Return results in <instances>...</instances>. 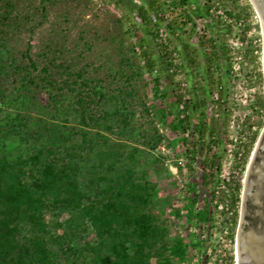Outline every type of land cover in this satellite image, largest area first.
<instances>
[{
	"label": "rangeland",
	"instance_id": "obj_1",
	"mask_svg": "<svg viewBox=\"0 0 264 264\" xmlns=\"http://www.w3.org/2000/svg\"><path fill=\"white\" fill-rule=\"evenodd\" d=\"M258 20L250 0H0V158L52 149L72 159L83 203L98 208L129 175L157 229L147 264L239 263L243 174L264 123ZM186 116L212 128L194 135L190 166V135L172 127ZM205 158L216 160L206 178ZM72 214L56 203L39 217V237L63 240L51 264H107L113 254L88 216ZM138 243L124 242L126 252L137 256Z\"/></svg>",
	"mask_w": 264,
	"mask_h": 264
},
{
	"label": "trees",
	"instance_id": "obj_2",
	"mask_svg": "<svg viewBox=\"0 0 264 264\" xmlns=\"http://www.w3.org/2000/svg\"><path fill=\"white\" fill-rule=\"evenodd\" d=\"M204 101V99L200 100L197 106L203 105ZM258 105L262 106L261 100L258 101ZM172 127L182 133L188 131L190 135L192 150H186L187 165L190 166L196 158V147L199 143L193 140L194 135L199 141H203L204 134L212 133V128L202 120L191 123L187 116L178 118ZM204 146L209 149L207 142L200 146V150ZM108 152L105 155H109ZM52 153V149H49L46 155L27 157L20 162L0 158V264H51L55 257L50 249L51 245L53 242L59 245L63 243V240L60 239L61 236L54 238V235L50 236L49 240H44L35 231L44 225V222L39 220L40 215L42 216L44 210L52 208L56 203H59L67 212H74L72 219L88 216L87 219L95 227L99 236L98 247L107 245L113 254V258L109 257V254L103 262L147 264L148 255L144 249L150 246V237L157 233V229L155 224L151 223L152 215L142 211V204L146 203L148 198L140 193L141 184L130 182L127 179L129 175H125L114 194L111 193L112 200H108L109 202L101 208L94 204H84L85 195L77 189L78 169L75 162L72 159L58 158ZM27 163H31L32 169L26 174L24 167ZM201 163L205 171L204 177L212 176L211 169L216 160L205 158L201 160ZM128 171L129 168H127ZM127 185L134 188L130 194L125 191ZM240 185L238 178L231 190V212L234 222L238 214L236 202L239 200ZM110 188H113L112 184L109 190ZM130 199L133 205L127 204ZM113 207L117 208V212L112 210ZM27 222L31 223L30 235L18 236V232ZM103 232H106V238L103 237ZM133 238L140 240L138 243L140 253L137 256L129 255L124 246V242L132 241ZM172 252L177 255L182 254V250L177 246Z\"/></svg>",
	"mask_w": 264,
	"mask_h": 264
},
{
	"label": "water",
	"instance_id": "obj_3",
	"mask_svg": "<svg viewBox=\"0 0 264 264\" xmlns=\"http://www.w3.org/2000/svg\"><path fill=\"white\" fill-rule=\"evenodd\" d=\"M258 12L261 20V27L264 35V0H250ZM259 147L264 148L263 137L259 142ZM258 188L251 192L252 185ZM260 187V188H259ZM253 196L255 201L264 195V150L257 151L252 158L245 175V185L243 192V205L248 196ZM242 192L240 201L239 224L236 230V249L238 252L239 264H264V221L258 230L244 231L242 224ZM264 220V215H263Z\"/></svg>",
	"mask_w": 264,
	"mask_h": 264
},
{
	"label": "flooded vegetation",
	"instance_id": "obj_4",
	"mask_svg": "<svg viewBox=\"0 0 264 264\" xmlns=\"http://www.w3.org/2000/svg\"><path fill=\"white\" fill-rule=\"evenodd\" d=\"M251 4H252V2H251ZM253 7H254V5H253ZM258 18H259L258 22H259V26H260V35H261V44H262V46H261L262 70L261 71H262V77H263V81H264V35H263L262 27H261V20H260L259 14H258ZM260 100L262 101V106L260 108H261V111L264 112V92H263V96H261ZM262 137H263V142H264V123L262 124V127L259 130V133L256 136V138L254 140H252V148L248 152L249 155L247 157V161H246L245 169H244V174H243V180H242V209H243V211H242V224H241V226H242L244 231L258 230V227L261 224H263V221H264L263 220L264 195L260 196L259 199L256 201H255L254 197L250 195L247 197V199L245 201V207L243 205V203H244L243 192H244V185H245V175H246L248 167L252 161V158H254V155L256 154V152L264 150V148L259 147V142H260ZM257 188H258V186L256 184L252 185L251 192L252 193L255 192Z\"/></svg>",
	"mask_w": 264,
	"mask_h": 264
},
{
	"label": "built area",
	"instance_id": "obj_5",
	"mask_svg": "<svg viewBox=\"0 0 264 264\" xmlns=\"http://www.w3.org/2000/svg\"><path fill=\"white\" fill-rule=\"evenodd\" d=\"M182 89V88H181ZM184 135L186 136V137H188V132L186 131V132H184ZM236 173L238 174V172L236 171ZM233 177H234V174L232 175ZM235 259V261H237V259L236 258H234ZM236 264H237V262H236Z\"/></svg>",
	"mask_w": 264,
	"mask_h": 264
},
{
	"label": "bare ground",
	"instance_id": "obj_6",
	"mask_svg": "<svg viewBox=\"0 0 264 264\" xmlns=\"http://www.w3.org/2000/svg\"><path fill=\"white\" fill-rule=\"evenodd\" d=\"M236 253H237V256H238V252H237V249H236ZM237 264H239V263H237Z\"/></svg>",
	"mask_w": 264,
	"mask_h": 264
}]
</instances>
